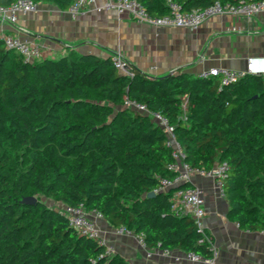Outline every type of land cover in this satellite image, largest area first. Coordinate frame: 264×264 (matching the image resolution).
I'll return each mask as SVG.
<instances>
[{
  "label": "trees",
  "instance_id": "trees-1",
  "mask_svg": "<svg viewBox=\"0 0 264 264\" xmlns=\"http://www.w3.org/2000/svg\"><path fill=\"white\" fill-rule=\"evenodd\" d=\"M14 0H0L9 5ZM68 9L72 0H35ZM156 17L167 0H138ZM183 10L215 0H172ZM222 2L226 0H221ZM235 1V0H232ZM130 74L105 57L69 49L33 62L0 38V264H128L77 233L41 197L100 212L108 224L141 234L152 249L213 258L210 235L175 214L171 150L153 119L126 100L159 111L174 126L192 166L226 162L228 215L264 232V82L246 74L220 84L184 71ZM26 196L35 202L24 203Z\"/></svg>",
  "mask_w": 264,
  "mask_h": 264
},
{
  "label": "crops",
  "instance_id": "crops-1",
  "mask_svg": "<svg viewBox=\"0 0 264 264\" xmlns=\"http://www.w3.org/2000/svg\"><path fill=\"white\" fill-rule=\"evenodd\" d=\"M231 25L238 29L230 30ZM6 34L38 43L41 59L64 55L69 49L102 57L118 54L152 77L179 71L197 76L213 66L243 71L248 58L256 69L264 68V12L244 17L220 14L186 29L141 24L130 15L94 6L73 18L68 9L39 1L38 11L19 15L14 26L0 24V38ZM192 181L203 190L202 226L212 240V264H264V232L246 230L228 215L229 200L217 195L212 179L193 176ZM98 225L110 252L128 264H209L190 260L177 249L167 256L155 249L149 257L134 234L118 233L105 219Z\"/></svg>",
  "mask_w": 264,
  "mask_h": 264
},
{
  "label": "built area",
  "instance_id": "built-area-1",
  "mask_svg": "<svg viewBox=\"0 0 264 264\" xmlns=\"http://www.w3.org/2000/svg\"><path fill=\"white\" fill-rule=\"evenodd\" d=\"M167 5L169 12L163 16L156 17L150 15L138 0H103L100 5L97 0H72L68 7V12L73 18H76L84 14L88 7L94 6L98 10H114L119 16L130 15L136 22L141 24L186 29L198 28L209 18L220 14L244 17L264 12V0H227L224 2L215 0L208 6L191 10L181 9L180 5L172 0H167ZM38 9L39 2L35 0H14L9 5L0 4V24L14 26L19 15L35 13ZM229 29L237 30L238 27L231 25ZM2 40L4 47L15 50L24 61L33 62L42 57V49L38 43L8 34L4 35ZM112 59L117 69L130 74L128 64L120 55H112ZM246 74H258L264 82V68L261 70L256 69L252 58L247 59L246 69L243 71L224 66H213L202 70L199 76L217 78L220 84H227ZM125 104L135 111L149 115L165 132V145L170 148L172 158L168 168L174 175L172 178H161L158 187L154 191H167L171 186L183 184L176 188L170 197L171 209L177 215L191 217L195 221L198 230L203 233L202 219L205 216L204 195L203 190L193 183L192 177L202 176L212 179L217 195L221 198H226L225 178L228 170L227 163H217L209 169L192 166L186 161V153L176 137L174 126L164 115L159 111L149 110L145 104L135 100H126ZM59 211L67 217L69 226L77 233L105 244L98 225V220L104 219L100 212L86 211L83 207L63 204ZM117 232L129 235L134 234L138 243L149 257L152 255L151 251L156 249H150L141 234H136L124 227H118ZM156 250H160L161 254L165 256L170 254V250L167 249ZM107 252H110L108 248ZM187 256L190 260H203L209 264L213 263V258L204 259L194 253H187Z\"/></svg>",
  "mask_w": 264,
  "mask_h": 264
},
{
  "label": "water",
  "instance_id": "water-1",
  "mask_svg": "<svg viewBox=\"0 0 264 264\" xmlns=\"http://www.w3.org/2000/svg\"><path fill=\"white\" fill-rule=\"evenodd\" d=\"M182 185L183 184H177V185L171 186L169 189H176ZM155 193H156L155 191L149 192L148 196L151 197V196L155 195ZM35 201H36V198L33 196H26L22 199V202H24V203L35 202Z\"/></svg>",
  "mask_w": 264,
  "mask_h": 264
},
{
  "label": "rangeland",
  "instance_id": "rangeland-1",
  "mask_svg": "<svg viewBox=\"0 0 264 264\" xmlns=\"http://www.w3.org/2000/svg\"><path fill=\"white\" fill-rule=\"evenodd\" d=\"M41 199L50 207H53V208H55L57 210H59L61 208L62 204L59 203V202H55L51 198H46V197L42 196Z\"/></svg>",
  "mask_w": 264,
  "mask_h": 264
}]
</instances>
